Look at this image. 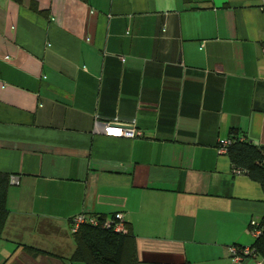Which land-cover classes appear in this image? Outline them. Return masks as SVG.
Instances as JSON below:
<instances>
[{
    "label": "crops",
    "instance_id": "0c3cea01",
    "mask_svg": "<svg viewBox=\"0 0 264 264\" xmlns=\"http://www.w3.org/2000/svg\"><path fill=\"white\" fill-rule=\"evenodd\" d=\"M234 130L264 146V0H0L5 264H76L82 213H122L139 264H258L229 254L264 218L261 184L218 152Z\"/></svg>",
    "mask_w": 264,
    "mask_h": 264
},
{
    "label": "trees",
    "instance_id": "16d2710c",
    "mask_svg": "<svg viewBox=\"0 0 264 264\" xmlns=\"http://www.w3.org/2000/svg\"><path fill=\"white\" fill-rule=\"evenodd\" d=\"M11 1L19 5L24 2V0ZM185 1L190 2V0ZM30 7L40 14H45L44 11L39 10L36 2H31ZM229 140L227 155L233 164V169L242 170L252 180L260 183L264 190V146H256L247 137L239 136L236 130L232 132ZM10 179L11 174L0 172V240L9 217L7 197L11 185ZM96 217L101 223L99 226L84 224L76 233H72L76 250L70 260L86 264H139L137 240L130 226L125 223L126 232L117 233L103 226V222L107 220L106 217ZM260 226L263 232L261 236L255 238L252 248L264 259V218ZM26 251L32 254H44L32 247H26Z\"/></svg>",
    "mask_w": 264,
    "mask_h": 264
},
{
    "label": "built area",
    "instance_id": "2783aa9c",
    "mask_svg": "<svg viewBox=\"0 0 264 264\" xmlns=\"http://www.w3.org/2000/svg\"><path fill=\"white\" fill-rule=\"evenodd\" d=\"M96 130H101L102 133L107 137L112 138H127L135 139L143 137V132L137 128L136 121L129 123H123L120 121H114L111 123H102L96 120L95 124ZM230 145V140H221L218 145V152L220 154H227L228 147ZM234 173L240 174L243 173L240 169L234 168ZM11 184L18 185L19 179L15 176H11ZM125 218L122 213L116 214L114 217L107 219L103 222V226L107 229H113L117 233H125ZM90 224L92 226H99L101 223L96 216L88 215L82 213L76 215L70 220V229L72 233H76L81 225ZM252 233L255 238L261 236L263 229L260 226V223L253 222L251 224ZM229 254L234 262L243 263L246 260H255L258 264H264V259H262L256 253V250L252 247H229Z\"/></svg>",
    "mask_w": 264,
    "mask_h": 264
},
{
    "label": "rangeland",
    "instance_id": "374dc122",
    "mask_svg": "<svg viewBox=\"0 0 264 264\" xmlns=\"http://www.w3.org/2000/svg\"><path fill=\"white\" fill-rule=\"evenodd\" d=\"M69 238H70V243L75 244V239L71 230L69 231ZM17 239H18L17 237H14V239L12 240V242L14 243H11L9 245H4L5 243L3 244L2 242H0V264H5L7 259H9L12 256V253L16 252L19 249V240ZM6 248L11 249L12 252H9L7 250L5 251ZM76 264H86V263L76 262Z\"/></svg>",
    "mask_w": 264,
    "mask_h": 264
}]
</instances>
